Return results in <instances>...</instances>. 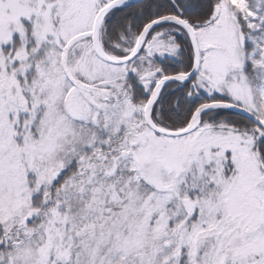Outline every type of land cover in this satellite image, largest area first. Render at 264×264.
<instances>
[{"label":"snow or ice","instance_id":"snow-or-ice-1","mask_svg":"<svg viewBox=\"0 0 264 264\" xmlns=\"http://www.w3.org/2000/svg\"><path fill=\"white\" fill-rule=\"evenodd\" d=\"M0 264H264V0H0Z\"/></svg>","mask_w":264,"mask_h":264}]
</instances>
